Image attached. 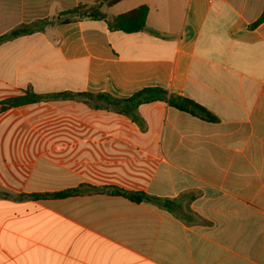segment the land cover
<instances>
[{"label": "crops", "instance_id": "crops-1", "mask_svg": "<svg viewBox=\"0 0 264 264\" xmlns=\"http://www.w3.org/2000/svg\"><path fill=\"white\" fill-rule=\"evenodd\" d=\"M142 5L143 30L112 28ZM80 6L100 16L58 20ZM263 13L264 0H0V37L36 25L0 41V102L41 96L0 112V264H264ZM146 88L214 118L123 101Z\"/></svg>", "mask_w": 264, "mask_h": 264}, {"label": "trees", "instance_id": "trees-1", "mask_svg": "<svg viewBox=\"0 0 264 264\" xmlns=\"http://www.w3.org/2000/svg\"><path fill=\"white\" fill-rule=\"evenodd\" d=\"M115 2L120 0H113ZM99 10L97 7H90L86 8L85 6H80L79 8L69 10L66 12H61L58 16V20L67 21L69 20V17H66V15H73V16H88V17H99L100 15ZM148 15V7L146 5L139 6L135 9H132L128 12L119 14L115 16L112 20V28L123 30L126 32H137L141 31L146 26V18ZM65 18H64V17ZM62 17V18H61ZM264 21V13L259 17V19L252 24V27L257 26L261 22ZM36 30V25H23L21 27L15 28L8 34L0 37V41L4 39H12L15 37H18L20 35L28 34ZM155 94V95H150ZM89 96H93V94H88ZM143 95H149L146 97H142ZM107 100H109L113 105L118 104V102H122L120 100H112L110 96L106 94L100 95ZM41 98L40 95H37L33 93L32 91H28L25 95L14 97L5 101L0 102V112L5 111L7 109H10L12 107H19L22 105L34 103L38 101ZM155 98L159 99H165L168 100V102L177 108L181 110H185L188 112H191L192 114L204 118V119H213L214 116L211 112H209L205 107L201 106L199 103L195 102L192 99L186 98V97H180L175 95H170L166 90L161 88H146L140 92H138L136 95H134L132 98L123 100V101H129L133 102L132 110L136 108L137 105L144 103V102H150L154 100Z\"/></svg>", "mask_w": 264, "mask_h": 264}, {"label": "rangeland", "instance_id": "rangeland-1", "mask_svg": "<svg viewBox=\"0 0 264 264\" xmlns=\"http://www.w3.org/2000/svg\"><path fill=\"white\" fill-rule=\"evenodd\" d=\"M82 16V15H81Z\"/></svg>", "mask_w": 264, "mask_h": 264}]
</instances>
